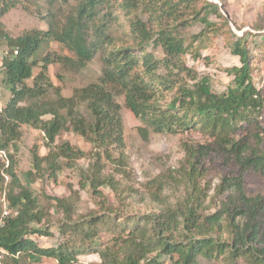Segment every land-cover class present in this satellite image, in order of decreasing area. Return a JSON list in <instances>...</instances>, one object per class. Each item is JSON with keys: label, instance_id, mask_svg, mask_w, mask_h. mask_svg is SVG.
<instances>
[{"label": "trees", "instance_id": "obj_1", "mask_svg": "<svg viewBox=\"0 0 264 264\" xmlns=\"http://www.w3.org/2000/svg\"><path fill=\"white\" fill-rule=\"evenodd\" d=\"M216 1L219 4L208 0H49L48 12L42 15L46 28L11 36L1 20L19 0H0V43L6 42L0 87L9 93L0 108V152L6 158L0 161V199L4 198L2 207L9 211L0 226V264H29L31 257L81 264L82 255L97 256L96 264H201V260L221 258L264 264V250L251 242L252 232L246 233L245 227L243 234L240 220L235 223L248 215L253 231L264 205L263 197L243 192L248 176L264 179L260 136L264 96L252 81L255 62L248 41L264 38V25L253 26L258 34L236 35L221 14L225 1ZM54 4L61 5L57 11L52 9ZM187 28L198 30L186 33ZM217 36H225L230 55L239 61L238 66L224 69L231 83L222 93L214 92L210 79L185 63L186 56L200 59L201 52L212 45L209 38ZM96 57L100 61L96 81L74 89L70 97H63L60 86L48 77L50 67H56L58 79L60 71L79 72ZM119 99L140 122L137 133L145 141L150 134L190 132L208 139L204 144L182 142L180 167L147 183L148 193L161 206L158 212L122 213L104 193L110 190L121 206L131 189L115 177L126 176L117 170L125 160ZM22 126L42 133L47 150L43 155L37 149L30 151L27 177L55 182L64 168L85 158L68 142L55 145L64 132L80 136L95 151L89 166L79 169V189L90 191L94 212L79 216L77 198L46 197L63 215L57 227L60 242L53 248H41L35 242L34 237L52 235L43 226L49 221L47 211L15 171L14 144L22 136ZM212 154L222 155V164L234 169L229 178L228 174L220 178L215 191L223 195L230 189L238 194L237 215L225 211L229 204L206 212L210 187L203 184L204 162ZM102 161L114 166L113 174L104 173ZM171 185L183 189L182 196L169 204L161 200V194ZM154 187L158 193H153ZM104 234L109 236L107 241Z\"/></svg>", "mask_w": 264, "mask_h": 264}, {"label": "rangeland", "instance_id": "obj_2", "mask_svg": "<svg viewBox=\"0 0 264 264\" xmlns=\"http://www.w3.org/2000/svg\"><path fill=\"white\" fill-rule=\"evenodd\" d=\"M7 1L5 0V2ZM208 1L219 4L216 0ZM224 1L225 7L221 10V14L228 20L229 27L234 34L241 36L246 31L258 34L256 29L253 30V26L259 22L264 25V0ZM48 2L49 0H34V4L28 0H19L16 8L10 10L2 18L1 23L11 36L21 35L23 32L31 29L43 30L46 28V25L42 21V15L48 12ZM37 6L39 7L37 8ZM59 6L61 5L54 4L52 9L57 11ZM210 18L214 19V16ZM197 30L196 28L185 29L186 33L192 34H195ZM261 33L264 34V29ZM186 39L188 40L189 38ZM209 39L212 45L209 49L201 52L200 59L194 61L190 56H186L185 63L188 67L198 72L199 75L208 77L212 83L214 92L222 93L231 83V78L224 73V69L231 66H238L239 61L238 58L230 55L229 47L226 46L227 39L225 36L210 37ZM248 41L250 42L251 56L255 62L252 81L264 96V38L255 36L248 38ZM5 44L6 42L3 40L0 43V61L4 55L3 45ZM51 49L55 50L56 47H52ZM148 50H151L150 46ZM157 56H160L159 53H157ZM34 72L36 73L37 71ZM55 72L56 67H50L48 77L51 78L56 86H60L63 97H70L74 89L82 88L96 81L100 74V61L96 57L85 69L79 72L71 73L60 71L61 77L58 79L55 76ZM8 98V91L0 87V106ZM118 102L121 106L120 115L123 125L125 162L123 161V166L118 167L117 170L122 173L126 172V176L124 175L125 177L123 178L122 174V176L115 175V177L123 185L129 186L131 189L129 188L130 191L126 195V201L121 206L110 190H104V193L109 197L110 204L122 209V213L144 215L151 212H158L161 206L148 193L147 183L159 176L164 178L165 175H169L171 170H176L180 167V164L184 160V152L181 148L182 142L204 144L208 139L199 133L190 132L176 136L150 134L145 141L137 133V129L141 126L140 122L124 107L122 99H119ZM260 127L264 130V111L260 118ZM21 132L22 136L20 140L14 144L17 147V153L13 154L16 160L15 171L21 182L32 189L40 204L47 211L46 216L49 221L44 222L43 226L44 228L48 227L52 235L48 238L34 237L35 242L41 248H53L60 242L57 227L63 215L51 206V201L46 199V197L77 198L76 212L79 216H86L90 212H94V199L90 191L87 189H79V169L89 166L91 155L95 151L80 136L72 132H64L58 137L55 145L68 142L72 147L82 151L85 154V158L78 160L72 168H64L55 182L46 179V177L42 181L36 180L33 176L27 177L25 174L31 170L30 151L32 149H37L40 155L47 153L45 144L41 138L42 133L28 126H22ZM260 136L264 141V132ZM9 150L11 152V149ZM222 158V155L212 154L204 162L206 171L203 184L205 183L206 186L210 187L208 199L205 202V206L209 210H206V212H213L216 208L223 209V204H229L225 211L237 215L239 212L236 211L239 209L236 205L238 194L230 189L223 195H217L215 191L217 184L220 182V178L224 174H228L227 177L229 178L234 172L231 165L228 164L225 166L222 164ZM0 161L4 162L6 158L0 155ZM102 163L106 166L104 173L113 174L114 166L105 161H102ZM5 180L7 182L9 179L5 178ZM171 186L172 189H165L161 194V200L169 204L174 203L177 198L182 196L183 189L182 187L181 189L174 185ZM70 192H75V194L72 195L73 193L71 194ZM243 192L249 197L259 196L264 198V179L248 176L243 181ZM153 193H158L155 187L153 188ZM0 204L1 212H3V197L0 199ZM239 220L240 232L243 234L252 232L250 236L252 239L251 242L254 246L264 250V205L263 210L259 213L256 220H254L255 227L253 231L248 215L238 217L235 219V223ZM245 227H247L246 233L244 232ZM102 238L103 241H107L109 236L104 234ZM79 261L81 264H96L99 262V259L95 255H82L79 257ZM29 264H56V262L47 258L31 257ZM164 264H167V261ZM201 264H246V262L244 259L239 258L231 263L229 260L221 258L212 261L201 260Z\"/></svg>", "mask_w": 264, "mask_h": 264}, {"label": "built area", "instance_id": "obj_3", "mask_svg": "<svg viewBox=\"0 0 264 264\" xmlns=\"http://www.w3.org/2000/svg\"><path fill=\"white\" fill-rule=\"evenodd\" d=\"M5 54V53H4ZM13 54L14 55H16L17 54V51L15 50L14 52H13ZM0 108H1V106H0ZM0 155L2 156H4L5 157V153L4 152H0ZM3 212H2V215H1V217H0V226H2L3 225V220H4V218L6 217V216H8V213H9V211L7 210V208L5 207V206H3Z\"/></svg>", "mask_w": 264, "mask_h": 264}, {"label": "clouds", "instance_id": "obj_4", "mask_svg": "<svg viewBox=\"0 0 264 264\" xmlns=\"http://www.w3.org/2000/svg\"><path fill=\"white\" fill-rule=\"evenodd\" d=\"M6 207V206H5ZM8 210V209H7Z\"/></svg>", "mask_w": 264, "mask_h": 264}]
</instances>
